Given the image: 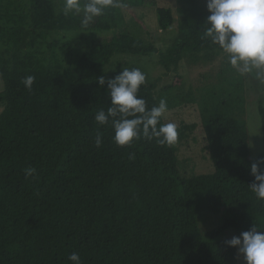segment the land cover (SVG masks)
Masks as SVG:
<instances>
[{"label": "trees", "instance_id": "16d2710c", "mask_svg": "<svg viewBox=\"0 0 264 264\" xmlns=\"http://www.w3.org/2000/svg\"><path fill=\"white\" fill-rule=\"evenodd\" d=\"M147 1L123 3L132 11ZM187 2L178 9L170 48L160 50L122 28L94 41L71 65L51 60L40 46L61 32L84 36L123 25L121 8L106 9L84 27L82 12L63 14L64 0H29L13 9L12 2L0 4V264H73V253L82 264H239L237 249L225 243L228 231L239 236L254 224L264 230V200L249 186L255 180L250 166L264 159V146L251 155L248 123L231 112L227 98L202 116L214 170L191 177L181 175L177 143L160 145L141 135L121 147L111 122L95 121L99 110L111 107L99 77L138 68L112 64L106 71L115 54L159 53L170 70L188 52L220 48L204 33L209 11L197 0ZM156 13L161 29L175 21L170 8ZM29 75L35 77L31 90L22 83ZM139 96L148 109L159 105L153 83L146 81ZM259 110L264 130L262 104ZM194 127L178 126V139ZM28 167L36 169L31 177ZM202 212L222 218L204 234Z\"/></svg>", "mask_w": 264, "mask_h": 264}, {"label": "rangeland", "instance_id": "374dc122", "mask_svg": "<svg viewBox=\"0 0 264 264\" xmlns=\"http://www.w3.org/2000/svg\"><path fill=\"white\" fill-rule=\"evenodd\" d=\"M58 3L60 0H56ZM207 9V0H197ZM19 7L28 6L29 0H0L4 5ZM123 3V0H121ZM187 6V0H148L142 6L133 7L130 11L121 8L124 15V24H118L107 32L100 30L84 32L83 35H73L66 32L54 34L45 44L40 46L41 52L51 60L65 61L71 65L78 54L84 49L92 47L94 41L100 42L109 38L115 31L127 28L136 36L147 42H152L160 50H166L173 45L177 34L178 23L182 17L178 9ZM158 7L170 8L173 11L174 22L166 30L161 29L157 19ZM50 45V46H49ZM53 62V61H51ZM125 67L135 65L146 74L147 83L155 85V95L158 101L166 99L168 110L163 114L165 123L174 122L177 126L183 124L195 125L194 129L187 131L189 136L178 139L179 170L183 177L194 174L213 172L214 165L209 156L206 134L202 129V116L206 108L214 105L219 98H227L231 112L244 118L249 127L250 152L258 156L264 146V130L262 127L260 104L264 106V83L257 80L252 74L241 75L227 60L226 54L220 48L202 51L197 54L186 53L180 60L178 68L166 70L160 64V54L148 55L115 54L110 63L105 66ZM2 79L0 77V87ZM3 105L0 104V112ZM202 218H208L202 224ZM221 215L211 212H202L198 215L199 226L202 233L220 224ZM237 236L233 230L228 231L229 238ZM239 264H246L242 255H239Z\"/></svg>", "mask_w": 264, "mask_h": 264}, {"label": "clouds", "instance_id": "9594fccd", "mask_svg": "<svg viewBox=\"0 0 264 264\" xmlns=\"http://www.w3.org/2000/svg\"><path fill=\"white\" fill-rule=\"evenodd\" d=\"M127 5L121 0H64L63 14L83 13L82 26L87 27L96 17L104 15L108 8H124ZM210 13L205 21V35L213 44L219 45L227 56L228 63L241 75L252 74L264 83V0H207ZM146 74L139 68H124L114 78L98 79L110 95L111 107L101 109L95 115L100 125L111 122L114 128V141L124 147L139 140L141 135L160 145L171 146L179 137L178 126L174 122L160 123L163 114L168 110L166 99H161L158 106L147 108V102L139 96L140 88L146 84ZM34 76H26L22 83L31 90ZM97 147L102 145V134L95 138ZM264 159L252 163L251 174L255 180L250 188L256 196L264 200ZM26 177L36 172L33 167L25 170ZM225 243L237 249L246 264H264V230L254 224L249 231L234 236ZM73 264H82L79 254L69 256Z\"/></svg>", "mask_w": 264, "mask_h": 264}]
</instances>
